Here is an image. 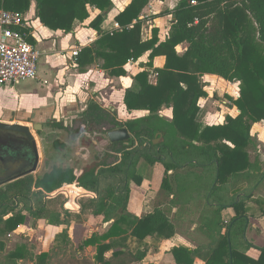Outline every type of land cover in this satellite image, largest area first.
<instances>
[{"label": "trees", "instance_id": "16d2710c", "mask_svg": "<svg viewBox=\"0 0 264 264\" xmlns=\"http://www.w3.org/2000/svg\"><path fill=\"white\" fill-rule=\"evenodd\" d=\"M149 2L132 0L116 17L121 28L106 32L101 26L114 7L113 0H36L37 17L52 30L71 32L76 21L85 22L90 18L92 9L100 10L89 27L101 35L95 45L85 47L80 52L77 62L82 68L100 59L103 60L101 67L110 75L122 76L126 73L123 67L130 59L138 60L148 53L146 66L155 76L151 81V71L145 69L139 72L135 76L136 88L125 90L124 103L130 112L147 110L149 114L115 124L127 127L140 140V146L150 144L151 151L150 148L145 151L134 148L124 154L120 163H103V167L92 164L80 176L75 174L73 168L54 165L41 176L29 174L5 186V181L33 166L35 155H32L29 166L15 170L22 158L15 151L1 152L2 247L4 237L26 222V214L15 209L18 203L36 201V207H27L29 212L36 219L46 218L52 225L69 226L73 219L82 222L81 214L70 218L68 213L53 211L43 202L47 193L77 183L79 186H71L73 191L87 193L88 190L98 195L80 203L81 212L90 209L93 217H102L103 222L114 220V223L107 232L102 235L94 233L79 245L78 251H82V254L86 247H96L92 259L82 255L74 258V263L141 262L149 250L144 248L134 252L120 240L132 236L138 241L150 240L158 247L176 232L170 217L161 209L157 208L143 218L127 210L131 190L129 181L135 180L138 185L143 181V177L136 172L141 157L151 164L163 163L165 174L161 188L169 195L173 190L170 171L189 172L193 167L209 169L212 177L210 193L217 196L232 178L238 179L245 171L254 168L249 153L253 143L251 130L254 123L264 121V0H181L174 11L169 36L160 40L159 29L154 28L153 36L143 40L141 15ZM30 7L31 0H0V8L22 14L27 13ZM17 29L27 33V28ZM253 31L260 44L253 41ZM27 39L33 42L31 37ZM183 42H187L189 47L180 55L176 47ZM157 56L166 57L165 65L161 68L154 67ZM210 74L230 82H240L239 97L233 99L232 103L241 113L227 115L222 124L203 126L197 121L199 100L208 96V83L203 78ZM165 107L173 110V118L169 122H165L160 114ZM85 112L95 121L107 120L96 100L88 103ZM7 116L0 115V119ZM167 123L174 127L179 136L177 140L168 139L170 128ZM158 133H162L163 141L152 143L159 137ZM103 181L106 186L101 185ZM232 192L239 194L241 190L237 188ZM246 200L247 197H241L240 201L232 197L229 205L219 207L214 227H210L215 234L210 243L195 249L183 245L173 247L171 252L175 264H194L196 258H202L205 264H264V247L259 248L258 258L248 255L253 245L245 238L248 218ZM226 206L236 210V216L228 223H224L220 217L221 209ZM64 232L68 236V230ZM48 256L49 253L45 252L38 255V264H43ZM28 258L35 260V255L23 244L7 253L0 264H19Z\"/></svg>", "mask_w": 264, "mask_h": 264}, {"label": "crops", "instance_id": "0c3cea01", "mask_svg": "<svg viewBox=\"0 0 264 264\" xmlns=\"http://www.w3.org/2000/svg\"><path fill=\"white\" fill-rule=\"evenodd\" d=\"M131 1L113 0L114 7L110 10L101 26L103 31L113 32L121 28L116 17ZM180 1L150 0L141 15V19L143 20V40H148L153 36L154 28L159 29L160 40H165L169 36L174 11ZM36 6V0H31L30 10L24 16L27 22L28 38L31 37L33 39L32 44L41 53L38 65L39 77L25 82H34L42 87L48 85V89L42 93V98L29 101L27 99H15L9 94H6V96L0 95L1 110L10 108L8 110L12 111L11 113L14 114V119L17 117L21 119L20 117H23V121L20 120L18 123L29 125V120L33 117L38 119L56 118L59 120L67 115H74L81 110L86 111L88 103L96 100L101 105L107 118V120L98 122L103 123L104 126L109 128H112L115 123L128 121H122L114 114V104L120 108L123 116L125 114L128 116H137L141 112H144L142 116L149 114L147 110H134L130 112L124 103L125 90L128 88L135 89L130 87L133 83L137 86L135 76L139 72L145 69L151 71V81L155 76L154 72L146 66L148 53L134 62H127L123 67L126 73L122 76L110 75L101 67L103 60L100 59L82 68L75 58H73L72 51L75 48H80L82 51L85 47L95 45L101 34L97 30L89 27V23L100 13V10L96 8L92 9L91 16L87 21H76L73 30L71 32H65L63 30H52L46 27L37 17ZM188 47L189 44L183 42L176 47V50L180 55H183ZM165 62V56H157L154 60V67L161 68L165 65ZM214 77L217 78L220 76L211 74L204 76V78ZM121 86H124V88L121 89ZM9 87L11 85L3 86L4 89ZM206 90L208 96L199 100L200 112L197 116V121L199 123L204 121L201 125L222 124L227 115L236 116L241 113L231 103L229 107L231 109L230 113L223 111V119L216 121L221 112L216 110L212 105L208 106L209 108H203L206 103L210 102V93L208 88ZM81 101L85 102L83 107L79 105ZM105 107L109 108L105 109ZM167 110L171 111L173 118V110L168 108ZM233 111H236V114H233ZM160 114L163 116L162 113ZM2 121L9 122L12 120L2 119ZM263 124L264 121L254 123L251 130L253 143L249 147V153L251 161L254 163V168L245 171L238 179L232 178L228 182L227 187L220 190V194L217 196H212L210 193L212 177H210L209 169L196 167L191 168L189 172H182V170L176 172L170 171L169 174L172 175L171 183L173 190L170 195L167 194L161 188L165 174V167L161 162L153 167L151 174L145 176L146 178L143 179L142 185L130 188V195L127 202V210L129 213L143 218L155 209H161L170 217L176 229L175 234L171 238L164 240L158 247H155L150 240H145L139 249L147 248L149 252L146 258L141 262H137V264H175L176 261L171 252L173 247L183 245L195 249L200 245L210 243L215 235L210 227H214L213 223L217 217L216 211H218L219 207H224L223 205H229L232 197L236 198L237 201H240L241 197H247L245 209L247 210L248 218L245 226V238L253 245L248 250V255L253 258L259 257V248L264 247V129L260 127ZM237 188H240L241 192L234 194L232 190ZM66 206L68 207V205ZM78 214L82 215V212ZM235 216L236 210L234 207L226 206L221 209L220 217L224 223L231 222ZM100 220L103 226L90 227L93 232L78 244V248L80 244L90 238L94 233L102 235L107 232L114 223V220L103 222L102 217H100ZM52 228L58 229L60 227ZM64 229L68 230L70 237V227H64ZM127 238H129L127 239V246H124L128 249H130L129 247L132 245V242L135 244L139 243L132 236H127ZM109 241L107 240V242ZM147 243L151 244L150 249L148 248L149 246H146ZM90 247L96 249L95 246H88L85 249L87 250ZM28 248L34 253L35 260L28 258L26 259L27 261L38 264L37 256L44 252L49 253V256L43 264L50 261V250L36 253L30 247ZM127 248L124 247V249ZM0 249L2 251L6 249L5 244L2 247L1 241ZM60 250L58 245L56 251ZM131 250L134 251L132 248ZM78 253L80 255L79 257L83 255L80 250ZM6 254L3 253L4 256L2 255L0 257V262L5 259ZM85 256L89 258L88 255ZM26 260L20 261L19 264ZM194 264H205V261L202 258H196Z\"/></svg>", "mask_w": 264, "mask_h": 264}, {"label": "rangeland", "instance_id": "374dc122", "mask_svg": "<svg viewBox=\"0 0 264 264\" xmlns=\"http://www.w3.org/2000/svg\"><path fill=\"white\" fill-rule=\"evenodd\" d=\"M252 38H253V41H255L257 44H260L258 42L259 39L256 33L254 35V31L252 32ZM204 81L208 83L206 88H208V91L210 93V96H209L210 102L206 103L203 108L206 109V108H209L208 106L212 105L214 108H216V110L220 111L221 113H219L218 115V118H217L218 120L216 119V121H219L223 119V113H222L223 111L230 113L231 111V109L229 108L230 104L232 103L233 99L239 97L241 84L239 81L229 82L223 79L222 77L221 78L220 77L204 78ZM122 88H124V86H121V89ZM130 88H136L135 83H133V85ZM47 89H48V85H45L44 87H42L41 85L36 84L34 82L22 81L17 84L11 85V87L6 88V89L0 86V95L6 96V94H9L15 99H27V101H29L33 99L42 98V93H44ZM84 104H85L84 101H81L79 103L80 107H83ZM108 108L109 107H105V109H108ZM113 108H114V111H113L114 114L118 118H120L122 121L129 120V119L130 120L136 119L142 116V114L144 113V112H141V114H138L137 116H128L127 114L123 116L121 113L122 111L120 110L119 107H117L116 104H114ZM1 109L2 108H0V115L2 117L5 115H8L7 117H5V119L12 120L9 122L18 123L20 122V120L23 121L22 119L23 117H20L21 119H19L18 117L14 119L13 117L14 114L11 113L12 111L8 110L10 108L4 109V110H1ZM161 113L164 117L165 122H169L168 120L172 119L171 111H168L166 107L161 110ZM232 113L236 114V111H233ZM203 122H201V124H203ZM28 124L33 129L32 123H28ZM167 124H169L168 126L170 128V134L168 135V139L177 140L179 136L177 135L174 127H172L170 123H167ZM260 127L264 129V124L263 126H260ZM47 132L49 133L50 130L48 129ZM33 133H34V136L37 137L36 132L34 130H33ZM60 138L63 141H67L68 144L71 145V141H68V139L65 138L64 136H60ZM36 139L38 140V137ZM39 146H41L40 141H39ZM43 154L44 153L42 152V149H41L40 159L42 162L44 160ZM75 156H76V153H75ZM113 163L116 164L117 160L115 159ZM158 163L159 162H155L154 164H151L147 162L144 158H140L139 162L136 165V172H138L144 179L146 178L145 176H148L149 174H151V172L153 171V167L155 165L157 166ZM40 170H41V166L36 171L33 172V175L37 177L38 174L40 173ZM142 184H143V181L140 185ZM101 185L104 186L105 182L103 181ZM129 185H130V188L133 186H136V187L140 186L137 184L135 180H130ZM71 186L77 187L79 185L77 183H73L72 185H68L67 187L63 186L62 188H60V189H70L71 191L70 198L68 197L67 190H61L55 196H51L48 198H46L45 196L43 198V202L46 203V206L53 211H59L60 213L62 212V214L66 212L70 215V218L76 217L75 214L80 213L82 210L79 203H84L89 198L97 197L98 195L94 192H88V193H82L79 191L75 192L71 189ZM53 193H47V194H53ZM32 205L36 207L38 203L35 201V202H32ZM65 205H68L71 211L66 210ZM28 206H29V203L16 205L15 207L16 211H21L24 214H26L27 219H26V222L22 224L16 232L8 234V236L4 237V239L2 238L4 240L6 249L5 251H2L0 249V257L3 255V253H9L11 250H14L17 246L26 244L28 245V247L33 249L36 253L50 250L51 259L49 262L47 261L46 264H76L74 263V258H77L80 256L78 253L77 246L91 232H93L90 227H98V226L101 227V225L103 226V224L100 223L101 221L100 218H93L91 216L90 209L86 210L85 212H82V219H83L82 223L78 222L77 219H73L71 223L69 224V226H66V225L57 226V225L50 224L46 218L36 219L29 212L27 208ZM52 227H60V228L56 229ZM64 227H70V237L69 235L67 236L66 233L64 232L65 231ZM127 239L129 238H126V239L123 238L120 241L123 245L127 246V242H128ZM143 244H144V241H139L138 244L137 243L135 244L132 242V245L128 247L130 249L132 248L135 252L136 250L141 248ZM58 245H59V248L61 249L60 251H56V247ZM146 246H149L148 248L150 249L151 244L147 243ZM95 252H96V249L94 247H90L89 249L84 250L83 255H88L89 258H92ZM21 264H33V263L26 260Z\"/></svg>", "mask_w": 264, "mask_h": 264}, {"label": "flooded vegetation", "instance_id": "af4514ba", "mask_svg": "<svg viewBox=\"0 0 264 264\" xmlns=\"http://www.w3.org/2000/svg\"><path fill=\"white\" fill-rule=\"evenodd\" d=\"M29 123L33 125V129L28 125L32 133L34 130L38 137L37 140V137L34 136L37 140L38 148H41L44 153V160L43 162L40 160L37 167L38 169L41 166L38 176L43 175L54 165L73 168L75 174L80 176L83 174L84 169L92 164H98L102 167L103 163L106 165H115L113 163L115 159L117 163H120L124 154L134 148L141 151L150 148L149 150L151 151L150 144L146 143L140 146V140L136 139L130 131V139L111 142L108 137L110 130L127 127L117 126L116 124L112 128L104 126L103 123L101 124L93 120L85 110H81L74 115H67L59 120L56 118L38 119L33 117L30 118ZM48 129L50 130L49 133L47 132ZM160 135L158 138H160ZM60 136H64L68 141H71V145L67 141H63ZM39 141L41 146H39ZM5 150L15 151L22 158L20 160V166L18 167L17 164L15 170L23 169L32 162L34 150L24 133L0 129V153ZM157 151H160V149L157 148ZM50 155L56 156L52 159ZM26 171H28V168ZM14 181L16 180H7L3 185H8ZM29 205L33 206L32 203Z\"/></svg>", "mask_w": 264, "mask_h": 264}, {"label": "built area", "instance_id": "2783aa9c", "mask_svg": "<svg viewBox=\"0 0 264 264\" xmlns=\"http://www.w3.org/2000/svg\"><path fill=\"white\" fill-rule=\"evenodd\" d=\"M17 28H27L24 14L0 8V86L2 87L39 77L38 65L41 53L28 41V34ZM80 52V48L72 51L76 61ZM134 61L135 59H130L128 62Z\"/></svg>", "mask_w": 264, "mask_h": 264}, {"label": "water", "instance_id": "95a60500", "mask_svg": "<svg viewBox=\"0 0 264 264\" xmlns=\"http://www.w3.org/2000/svg\"><path fill=\"white\" fill-rule=\"evenodd\" d=\"M0 129L7 130L10 132H17V133H24L27 140L31 143L33 150H34V155H35V161L33 166L26 172L21 173L17 175L16 177L10 179V180H16L20 179L26 175L33 174L34 171L37 170V167L40 163V155H41V149L38 148V143L37 140L35 139L30 127L25 124H20V123H11V122H5L0 119ZM160 135V134H159ZM158 136V134H157ZM108 137L111 140V142H118V141H123V140H128L131 137V134L127 128H121V129H113L108 132ZM163 141V135H160V138L154 139L152 143H160ZM44 156V154H43ZM61 190H67L68 197L70 198V189H60L53 194H46V198L55 196L56 194L59 193ZM66 210L70 211V208L65 205Z\"/></svg>", "mask_w": 264, "mask_h": 264}]
</instances>
